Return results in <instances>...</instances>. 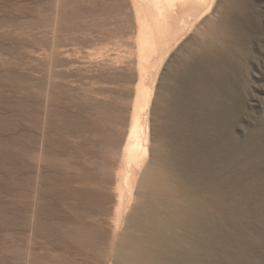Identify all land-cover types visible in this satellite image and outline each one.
Segmentation results:
<instances>
[{"label": "rangeland", "instance_id": "rangeland-1", "mask_svg": "<svg viewBox=\"0 0 264 264\" xmlns=\"http://www.w3.org/2000/svg\"><path fill=\"white\" fill-rule=\"evenodd\" d=\"M211 1L158 17L136 0H0V264H129L128 220L155 194L168 110L208 84L215 29L237 8L236 132L264 122V0Z\"/></svg>", "mask_w": 264, "mask_h": 264}, {"label": "bare ground", "instance_id": "bare-ground-1", "mask_svg": "<svg viewBox=\"0 0 264 264\" xmlns=\"http://www.w3.org/2000/svg\"><path fill=\"white\" fill-rule=\"evenodd\" d=\"M62 1L56 0L58 8ZM130 2L124 0L125 8H132ZM136 3L158 17L179 6L214 5L211 0ZM237 9L244 15V8ZM234 15L228 13L215 29L221 45L208 52V84L202 77L199 89L190 95L182 90L168 110L170 126L162 135L169 141L160 148L158 177L151 183L155 194L128 220L132 241L123 244L126 263L264 264V122L245 127L242 136L236 132L247 97L241 61L247 51L245 31H236L245 22ZM197 97L199 105L192 100Z\"/></svg>", "mask_w": 264, "mask_h": 264}]
</instances>
